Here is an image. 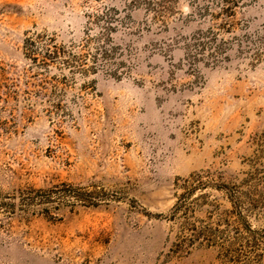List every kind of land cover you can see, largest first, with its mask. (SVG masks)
<instances>
[{
    "label": "rangeland",
    "instance_id": "rangeland-1",
    "mask_svg": "<svg viewBox=\"0 0 264 264\" xmlns=\"http://www.w3.org/2000/svg\"><path fill=\"white\" fill-rule=\"evenodd\" d=\"M0 264H264V0H0Z\"/></svg>",
    "mask_w": 264,
    "mask_h": 264
}]
</instances>
